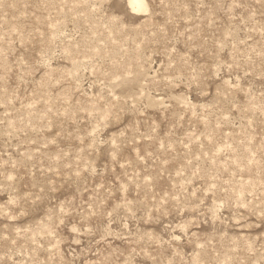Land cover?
Listing matches in <instances>:
<instances>
[{
	"label": "rangeland",
	"instance_id": "rangeland-1",
	"mask_svg": "<svg viewBox=\"0 0 264 264\" xmlns=\"http://www.w3.org/2000/svg\"><path fill=\"white\" fill-rule=\"evenodd\" d=\"M144 1L0 0V264H264V0Z\"/></svg>",
	"mask_w": 264,
	"mask_h": 264
},
{
	"label": "bare ground",
	"instance_id": "bare-ground-1",
	"mask_svg": "<svg viewBox=\"0 0 264 264\" xmlns=\"http://www.w3.org/2000/svg\"><path fill=\"white\" fill-rule=\"evenodd\" d=\"M127 2L132 12H139L146 10V5L144 0H127Z\"/></svg>",
	"mask_w": 264,
	"mask_h": 264
}]
</instances>
